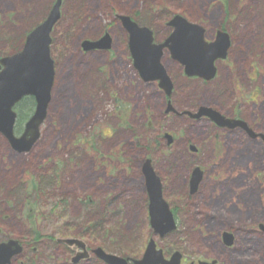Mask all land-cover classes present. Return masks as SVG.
<instances>
[{"label":"rangeland","instance_id":"obj_1","mask_svg":"<svg viewBox=\"0 0 264 264\" xmlns=\"http://www.w3.org/2000/svg\"><path fill=\"white\" fill-rule=\"evenodd\" d=\"M53 3L0 0V55L9 46L7 33L23 36L46 18ZM124 15L154 18L157 43L169 37L168 22L176 15L204 27L209 41L219 28L226 30L232 40L228 58L218 62V76L208 84L186 79L184 67L164 55L162 63L175 87L172 108L212 106L227 115L236 109L255 134L264 135V0H64L53 34L55 85L40 138L21 154L0 136V242L18 239L33 243L36 250L27 249L12 264H71L63 244L48 239L34 243V231L44 237L78 238L91 249L121 258L142 259L154 240L168 259L180 252L183 264H264L262 139L221 132L206 120L186 124L172 111L167 114L158 82H144L134 67L129 36L118 18ZM103 31L111 34L112 49L83 53L81 41ZM168 132L176 137L171 145ZM191 140L197 155L187 152ZM147 158L177 213L178 229L164 237L150 225L143 174ZM194 165L203 167L205 176L192 197ZM48 171L62 177L61 185L46 191L38 209H28L38 197L32 183ZM52 182L48 174L42 184ZM68 195L66 212L53 213ZM90 197L107 205L104 216L112 213L101 226L96 227L97 220L77 200ZM34 214L36 225L29 221ZM102 229L111 230L114 239L104 240ZM224 231L235 235L232 250L219 242ZM82 264L105 263L92 257Z\"/></svg>","mask_w":264,"mask_h":264},{"label":"water","instance_id":"obj_2","mask_svg":"<svg viewBox=\"0 0 264 264\" xmlns=\"http://www.w3.org/2000/svg\"><path fill=\"white\" fill-rule=\"evenodd\" d=\"M63 0H56L46 20L36 27L26 37L20 51L3 57L0 60V135L4 136L18 153H27L40 138V128L44 124L48 107L52 99V90L55 82V62L51 55L53 43L52 32L61 19ZM124 28L129 33V47L134 60V66L144 81H159L160 87L169 96L174 88L172 79L168 75L161 60L164 50L168 49L173 60L178 61L185 68L188 77H199L212 80L217 73L216 61L227 58L231 45L230 37L226 32L219 31L216 40L209 43L205 40V29L197 24L188 22L181 15H177L169 23L174 32L163 43H154L153 32L146 27H140L130 17H120ZM111 38L107 34L99 41H84L83 49L88 51L107 50L111 48ZM34 97L36 109L26 123L25 131L20 136L15 135L17 113L15 107L25 97ZM194 118L210 117L219 125H226V118L219 112L201 107ZM245 125L236 122L228 125L234 128ZM170 142L172 139L169 137ZM169 142V143H170ZM147 190L150 197L151 225L155 234L161 237L176 230L174 215L168 203L164 200L162 183L148 161L144 166ZM203 178L202 171L197 168L192 175L191 189L195 192ZM264 229V226H261ZM226 245L232 246L234 236L228 232L223 234ZM69 247L81 250L73 259L77 264L88 258L86 244L77 239L62 240ZM23 251L17 240H10L0 244V264H11L14 257ZM94 253L107 264H128V260L108 255L102 248ZM182 255L177 252L171 260H165L163 252L157 250L154 240L147 246L144 257L135 264H181ZM208 264V263H200Z\"/></svg>","mask_w":264,"mask_h":264},{"label":"flooded vegetation","instance_id":"obj_3","mask_svg":"<svg viewBox=\"0 0 264 264\" xmlns=\"http://www.w3.org/2000/svg\"><path fill=\"white\" fill-rule=\"evenodd\" d=\"M195 80H198V79H195ZM172 97V96H171ZM163 99H164V101H165V103H167V105H168V109H167V114H168V110H169V108H170V102L171 103H173V99H171V98H167V96H165V95H163ZM191 107V106H190ZM212 107V106H211ZM235 108H237V107H235ZM197 108L196 107H191V108H187L186 110H184L183 112H181V113H178V116L179 117H181V118H183L184 120H185V122H186V124H188V123H198V122H200L201 120H206V121H209L211 124H212V126L216 129V130H219V131H221V132H230V133H237V132H241V133H244L246 136H249L251 139H253V140H258V138L259 137H257L255 134H254V131H253V129L248 125V123H247V127H242V126H240V127H236V128H234V129H230V128H228V127H221V126H218V125H216L215 123H213L212 121H210L209 119H207V118H203V119H200V120H197V119H194V118H192L190 115H188V114H184V112L185 111H195ZM221 112V111H220ZM222 113V112H221ZM227 119H232V120H237V119H241L240 118V116H238L237 115V110L236 109H234V112L232 111V113L231 114H229V115H227V114H224V113H222ZM243 120V119H242ZM166 135H172V137H173V143L176 141V137L173 135V134H171L170 132H168ZM256 136V137H255ZM263 141V140H262ZM187 145H188V150H187V152H190V153H192L193 155H197L198 154V152H199V149L195 146V144H194V142H193V140H191V141H188L187 142ZM192 147H194L195 149H196V152H191L190 150H191V148ZM197 167H200V168H202L203 169V167H201V166H196V165H194L193 166V168H192V171H191V174H192V172H193V170L195 169V168H197ZM51 175L52 176V174H51V172H49L48 171V173H45L44 175H43V178L42 179H39L37 182L35 181L34 183H32V188H33V191H35L36 189H37V185L38 184H40L39 185V187L38 188H40V187H42V183H44V177L46 176V175ZM191 174H190V177H191ZM59 176V175H58ZM58 176L57 175H54V178H53V176H52V180L54 179V181H55V186H54V188H56L58 185H61V183H62V177L60 176L59 177V179H58ZM204 176H205V170H204ZM190 177H189V182H190ZM53 183V182H52ZM52 183H50L51 185H52ZM50 184H48V185H50ZM51 185H50V187H51ZM43 186H45V185H43ZM48 190H50V189H48L47 188V190H45L44 192H42V195L44 196V197H47V192L46 191H48ZM164 190V189H163ZM32 191V192H33ZM197 192V191H196ZM196 192L195 193H192L191 192V188H189V194H191V196L193 197V196H195V194H196ZM35 195V194H34ZM38 197L36 198V200L33 202V201H31V202H29V207H28V209H30V208H34L35 207V205H36V208L38 207L39 208V206H41L40 204H41V200H40V198H41V196L40 195H37ZM165 197V196H164ZM70 196L68 195V198H63L62 200H61V202L59 203L60 205H61V207H63V208H65V205H69L70 204ZM38 200V201H37ZM40 200V201H39ZM78 200V202L81 204L83 201H84V199H77ZM87 200H90V202L92 203L94 200H96V198L95 197H90V198H88ZM34 203V204H33ZM37 208V209H38ZM173 209V208H172ZM173 211H175L174 209H173ZM176 216H177V213L175 214ZM256 233H258V231H255ZM55 237H57V235H51V236H49L48 237V240L49 241H52V242H54V241H56V242H58L57 241V239L55 238ZM56 239V240H55ZM219 242L224 246V248L225 249H228V250H232L234 247H227V246H225V244H224V240H223V237H222V233L220 234V238H219ZM21 243V242H20ZM59 243V242H58ZM59 244H61V243H59ZM235 244H236V241H235ZM234 244V245H235ZM21 245L23 246V253H22V255H20V256H18L17 258H15L14 260L15 261H17L18 259H22L23 257H25V255H26V251H27V249H29V250H32L33 252H36V250H35V247L33 246V244L32 243H21ZM32 246H33V248H32ZM88 249H89V246H88ZM212 261H216V264H221L220 263V260H211V261H209V262H212ZM199 262V261H198ZM198 262H194V263H198ZM192 263V262H191ZM182 264H183V260H182ZM190 264V263H189Z\"/></svg>","mask_w":264,"mask_h":264},{"label":"trees","instance_id":"obj_4","mask_svg":"<svg viewBox=\"0 0 264 264\" xmlns=\"http://www.w3.org/2000/svg\"><path fill=\"white\" fill-rule=\"evenodd\" d=\"M152 10H154V11H157L158 9H152ZM151 10V11H152ZM150 11V10H149ZM154 18H152L151 17V19L148 21V20H145L144 19V17H143V15H141V16H136L135 18H134V20H136L140 25H142V26H146V27H149V28H151V29H153V30H155V28H154V24H153V20ZM26 35H27V33H25L23 36H18V35H14L13 33H7V35H5V37H7V42H9V46H8V48L5 50V53L3 54V55H0V58L1 57H3V56H5V55H9V54H13V53H15V52H17V51H19L20 49H21V47H22V45L24 44V40H25V37H26ZM34 109H35V100L32 98V97H27V98H25L17 107H16V110L18 111V125H17V128H16V132L18 133V132H20L21 131V129H22V127H23V125H24V123L30 118V116L32 115V113L34 112ZM52 174V173H51ZM52 176H53V178H54V175L52 174ZM39 185L40 184H38L37 185V188L39 187ZM54 186H55V181H54V179H53V183H52V185H51V187H49L48 189H52V188H54ZM42 187H44L43 185H42ZM44 192V191H43ZM40 195V194H39ZM41 196V195H40ZM64 207V206H63ZM65 207H66V205H65ZM62 207H61V205L60 204H57V205H55V208H54V210L52 211L53 213H54V211L55 212H57V211H60V210H62L61 209ZM106 210V209H105ZM100 211V210H99ZM63 210H62V214H63ZM94 213V212H93ZM92 213V214H93ZM92 216V215H91ZM93 217V216H92ZM104 218H102V220L101 221H99V222H97L96 223V227L97 226H101L103 223H104ZM93 221V220H92ZM91 223V222H90ZM90 223H88V224H86L85 226H83L82 228H84V229H86V228H88V225L90 224ZM94 223V222H93ZM103 227H104V225H103ZM105 228V227H104ZM100 233V232H99ZM101 233L102 234H104V233H106L105 234V238H104V240H109V239H111L112 240V238L114 239V234L111 232V231H109V230H103L102 229V231H101ZM31 234L33 235V237H34V241L35 242H39L43 237H42V235L39 233V232H37V231H34V232H31ZM116 235V237H117V239H118V237H121L120 235L121 234H115ZM117 239H115V241L117 240ZM121 254L123 253V255H125V250H122L121 252H120ZM134 253H136V251H131V252H129V254H134ZM127 254V253H126ZM135 255V254H134Z\"/></svg>","mask_w":264,"mask_h":264},{"label":"bare ground","instance_id":"obj_5","mask_svg":"<svg viewBox=\"0 0 264 264\" xmlns=\"http://www.w3.org/2000/svg\"><path fill=\"white\" fill-rule=\"evenodd\" d=\"M51 185V184H50ZM50 185H45L44 187H40V188H37L35 191H33L32 193H33V195L34 194H37V195H41V198H40V200L41 201H43V199H45V198H47V197H44L43 195H42V192L43 191H45V190H47V188H49L50 187ZM81 207H82V209L86 212V213H93V212H97V211H99V210H104V209H106V205H105V203L104 202H100V201H98L97 199L96 200H94L92 203L90 202V200H84L81 204ZM89 222H91V220L89 221ZM109 231H111V230H109ZM100 234H102L101 232H100ZM105 234L106 233H104L102 236H103V239L105 238ZM102 238V237H101ZM121 240H123L124 241V239H121ZM126 240V239H125ZM65 246V248L67 249V245H64ZM98 248V247H97ZM108 255H111L110 253H107Z\"/></svg>","mask_w":264,"mask_h":264}]
</instances>
